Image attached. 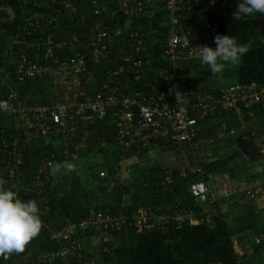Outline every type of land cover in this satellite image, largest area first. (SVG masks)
<instances>
[{
  "label": "trees",
  "instance_id": "trees-1",
  "mask_svg": "<svg viewBox=\"0 0 264 264\" xmlns=\"http://www.w3.org/2000/svg\"><path fill=\"white\" fill-rule=\"evenodd\" d=\"M129 1L128 4L136 9L130 16L137 20L149 19L155 10L152 0ZM239 2L217 0L209 11L210 29L234 37L238 44L247 45V53L235 65L225 64L223 70L215 75L200 60H181L176 65L187 70L188 75L177 73V80L184 88L215 94L217 89L229 83H256L264 87V41L253 24L254 19L264 16L257 13L253 17L234 20L233 12ZM158 3L165 9L166 0ZM191 3L190 8L182 9L184 18L181 25L185 30L198 29L201 24L200 9L194 4L195 0ZM34 9L16 0H0V71H3L0 75V99L9 96L8 81L12 79V86L18 92L17 107L76 105L106 91L107 85L118 88L121 81V92L125 95H132L136 91L146 92L157 77H168L171 72L154 70L156 53L164 55L168 24L160 28L155 43L148 33L138 27L128 31L117 27L116 19L110 14L108 0H54ZM32 15L41 19L43 24L36 32L28 34L24 31V25ZM96 22L106 25L103 27L106 35L100 40ZM116 29H121L123 33L117 36ZM48 42L54 45L52 50L58 62L42 60L44 66L51 65L50 70L35 77H26L22 82L16 81L17 52L32 44L35 47L29 49L31 54L45 53ZM96 49L104 54H96ZM128 56L142 61L139 79H135V72L126 69L119 77L113 75L116 69L126 65L125 58ZM72 59L80 64L79 71L71 66ZM9 70L12 77L5 80L3 77ZM18 119L17 114L0 112V183L4 189H13L25 182L33 183L42 224L54 216L65 196L88 198L93 193L108 192L132 194L128 183L116 184L117 172L126 159L155 148L170 151L184 149L199 169L195 173L188 170V176H181L175 168H167L159 163L149 166V169L145 168L147 174L135 179V195L160 199L192 174L197 175L195 180L204 182L219 174H228L239 181L249 176L253 189L247 193L249 197L253 195L262 199L263 208L260 210L264 209V181L259 184L257 179L260 175L255 170L256 163L264 159V102L249 107L237 104L221 115L200 120L192 143H181L168 137L154 140L144 148L134 144L125 150L124 145L117 141V119L112 111L103 119L85 120L77 116V119L69 122L76 123L74 132H70V127L64 132L65 128L58 126L60 130L53 125V134L47 138L38 136L35 128L27 129ZM222 123L227 124L229 130H235L236 134L233 136L225 132L223 139H215ZM27 130L31 133V140L26 134ZM246 130L255 133L254 141L261 152L254 162H250L235 144L236 137ZM95 156L99 157L98 162L91 160ZM251 168L252 172L249 171ZM101 173L104 174L103 178L100 177ZM167 178H170V182ZM188 187L185 196L170 206H142L147 213H192L198 223H191L187 217L183 223L172 226L167 232L155 228L138 231L131 224V215L140 208L138 205L105 203L97 210L108 209L111 215L125 217L127 223L113 231L92 228L77 231L75 236L83 243H87L91 236H100L99 246L91 253L85 247L82 256H70L69 263L264 264V240L260 243L255 240L264 233V215L256 210L257 207L244 203L239 213L232 217L230 211L218 206L222 197L215 203L216 211L211 208L209 212L210 204L191 195ZM243 196L247 198V195ZM90 211L87 209L72 216L60 228L78 223ZM208 215L211 224L206 222L205 216ZM62 245V241L52 236L45 240L42 252L50 257L46 264H64L63 259L55 256ZM0 264L17 263L9 256L7 259L0 257Z\"/></svg>",
  "mask_w": 264,
  "mask_h": 264
},
{
  "label": "built area",
  "instance_id": "built-area-1",
  "mask_svg": "<svg viewBox=\"0 0 264 264\" xmlns=\"http://www.w3.org/2000/svg\"><path fill=\"white\" fill-rule=\"evenodd\" d=\"M21 5L35 10L38 5H45L54 0H16ZM129 0H123L122 5H128ZM192 0H166L165 9L168 14L167 45L164 51L165 57L176 65L181 60L198 61L197 46L207 45L215 48L213 40L216 35L222 33L212 31L209 21V11L216 5L217 0H195V5L200 9V22L198 29H183L181 21L184 16L182 9L192 6ZM35 15V14H34ZM27 18L24 25V31L28 34L36 32L42 27V20L36 16ZM48 23H51L50 21ZM100 30L99 39L106 35L103 27L106 25L102 22H96ZM121 29H116V35H121ZM44 45V44H43ZM45 53L31 54L29 49L35 47L27 44L26 49L17 52L15 59L16 77L18 82H22L26 77H35L50 70L51 65L42 64V60L49 61L52 59L58 62L52 50V42H48ZM60 45V44H58ZM92 45H95L93 43ZM96 54H104L103 51L96 49ZM126 65L116 69L113 75L119 77L125 69L128 72H135V79L141 77L140 67L142 61L136 60L132 56L125 58ZM71 66L79 71L80 64L75 59L71 60ZM3 71H0V75ZM162 73V72H161ZM160 73V74H161ZM3 77H12L11 70L6 72ZM178 75L175 70L171 71L168 77L160 76L156 78L151 89L146 92L136 91L132 95H125L121 92L122 81L118 83V88H112V85L106 86V91L96 95L94 98H86L76 105H46L37 107H17L16 100L18 92L13 88L12 79L10 83V94L5 99H0V112L17 114L19 123L22 122L27 129H36L38 136L45 138L53 134V125L65 128L70 127V132L77 128L76 123H69L70 120L77 119H103L110 111L117 119L119 144L124 145L123 149L130 148L136 144L139 147H147L154 140L167 139L173 137L178 142H190L196 137L199 129L200 120L209 116H217L232 109L237 104L249 107L264 102V87H259L256 83L247 84H227L217 89L215 94H204L195 88H184L177 80ZM116 86V87H117ZM135 110H137L138 119L135 120ZM73 112L75 114H73ZM70 113V114H69ZM58 127V128H60ZM26 134L30 137V132ZM61 130V128H60ZM59 132V131H57ZM229 132L235 135V130H229L227 124L222 123L220 132L215 136L216 139H223L224 133ZM52 163L50 162L49 165ZM182 176H186L184 170ZM13 175V171H11ZM100 176L103 178L104 174ZM170 182V178H167ZM189 193L202 202L211 203V188L204 181L193 180L189 183ZM214 211V209H212ZM132 222L138 231L145 228H155L163 232L169 231L174 225H180L187 217L191 223L196 224L198 220L193 217L192 213L171 214L168 212L147 213L143 208H138L131 215ZM206 222L211 224L210 215L207 216ZM127 223L125 217L120 215H111L108 210H92L82 218L78 223L66 225L61 232L54 234L52 237L63 242L61 250L55 254L60 259L69 256H82L83 246L81 240L76 238L77 231L86 230L87 228L99 231L119 230ZM257 243L264 240V233L255 238ZM39 264H46V259Z\"/></svg>",
  "mask_w": 264,
  "mask_h": 264
},
{
  "label": "crops",
  "instance_id": "crops-1",
  "mask_svg": "<svg viewBox=\"0 0 264 264\" xmlns=\"http://www.w3.org/2000/svg\"><path fill=\"white\" fill-rule=\"evenodd\" d=\"M159 1L160 0H152V4L155 7V10L153 11V13H151V15L148 17L149 19H147V20H137L135 18H132L130 15L136 9L133 7V5H129V4L123 6L122 0H108V4H109L110 10H111L110 14H112V17H114L116 19V24L118 25L117 27L123 28L125 31H128V29H131L133 27H138V28L142 29L143 31H145L146 33H148L156 43V41L158 40V32H159L160 28L168 24V14L165 11V9L160 6V4L158 3ZM67 5H69V4H67ZM14 8H15V6H14ZM156 55L157 56H156V61L154 64L155 65L154 70H164V71L175 70L179 74L188 75L187 70H185L184 68H182L179 65H174L162 53L161 54L156 53ZM29 139H30V137H29ZM155 149H158V148H155ZM158 150H160V149H158ZM160 152H163L162 155L164 156V161H163L162 165L166 166L167 168L177 169L178 172H180L181 176H182V173H181L182 170L188 169L191 172V170L194 171L195 168H197L192 163L191 155H188L184 149H176V150L170 151L169 149L161 148ZM145 153L149 154V151H147ZM171 153L174 154L175 157H172L170 155ZM194 153H193V156L195 155ZM136 156H141V155L137 154ZM190 167H191V170L189 169ZM191 177H193V178L189 179ZM196 177H197V175H195V174L190 175L181 184L177 185L176 188L173 189L168 195H166L165 197H162L160 199L143 198L141 196L136 195L137 198H133L134 200H131L130 202L126 203L124 200L126 194H118V193H113V192H108L106 194L105 193L104 194L93 193L88 198H86V197L85 198H74L71 196H65L64 198H62L60 205H59L57 211L55 212L54 216L51 219H49L47 222L42 224L40 232L38 233V235L36 237H34L25 246L24 251L20 252L18 254L10 255V257L17 264H39L43 261V259H46V262H47V260L50 257H49L48 253L45 254L42 252L43 243L45 242V240L48 237H51L54 234H58L59 232H61V230L68 224L64 225L62 228H60V226L63 223L67 222V220H69L72 216L80 214L87 209H91V211L97 210L98 206L105 204V203L117 204V205L134 204V205H138L141 207H143L142 205H144V204H146L148 206L153 205V206H158V207L170 206L175 201H178L182 197L185 196V194H186L185 189L188 187V184L191 181L195 180ZM186 180L189 181L188 184L186 183ZM29 185H31V182H25L23 185H21L19 187H15V188L10 189V190L14 191L16 193V195L18 197H20L22 200L27 201V200L31 199V200H34L36 202L37 194L35 192H34V195H32L33 197H29L28 193L26 194V191H27L26 189L29 188ZM0 188H2L1 183H0ZM33 189L35 190L34 187H33ZM110 194L112 195V199L110 198V200H107L106 196L110 195ZM99 195H101V196H99ZM101 198H105L106 200L103 202H100L99 199H101ZM224 205L227 206L226 199H225ZM98 210H100V209H98ZM105 210H108V209H104L103 211H105ZM208 210H209V212H211L210 208H208ZM99 240H100V237L98 238V236L95 235V236H91L89 238V241H87V243L86 242L83 243V241H81V244L83 246V250L86 247L85 249L87 252H90V253L94 252L96 250L95 248H97L99 246V244H98ZM82 253H83V251H82ZM69 257L63 259L64 264L69 263V261H70Z\"/></svg>",
  "mask_w": 264,
  "mask_h": 264
},
{
  "label": "clouds",
  "instance_id": "clouds-1",
  "mask_svg": "<svg viewBox=\"0 0 264 264\" xmlns=\"http://www.w3.org/2000/svg\"><path fill=\"white\" fill-rule=\"evenodd\" d=\"M264 16V0H240L233 12V19ZM215 48L197 46L200 63L207 65L212 74H218L225 64L235 65L248 51L245 44H238L230 35H216ZM55 170V169H54ZM42 227L39 208L34 200H22L10 189L0 188V257L23 252L25 246L38 235Z\"/></svg>",
  "mask_w": 264,
  "mask_h": 264
},
{
  "label": "rangeland",
  "instance_id": "rangeland-1",
  "mask_svg": "<svg viewBox=\"0 0 264 264\" xmlns=\"http://www.w3.org/2000/svg\"><path fill=\"white\" fill-rule=\"evenodd\" d=\"M214 138L216 139V137ZM162 154L163 152H160V150L158 149H151L149 150V154L144 153V154H140L141 156H136V155L132 156L129 159H126L125 162L122 164V167L117 172L115 179L117 180L116 184L118 185L128 183V188L130 189L132 194H128V195L126 194L125 199H124L126 203L130 202L131 200H134L133 198H137L136 195L134 194L136 191V188L134 185L135 179H139L140 176H144L145 174L148 173L145 171V168L149 169V166L155 165L157 163L162 164L164 161V156ZM170 155L172 157H175L174 154L172 153ZM91 160L98 162L99 157L97 156L92 157ZM255 168H256L255 170H257L258 174L260 175L257 181H259V184H262L263 183L262 181H264V159L259 160L256 163ZM189 169L191 170V167ZM198 169L199 168L197 167L195 168L194 171L191 170V173L198 171ZM184 171L186 172L187 176L190 174V173L188 174V169H184ZM249 171L252 172L253 171L252 168ZM248 177L249 176H245L242 181L234 179L230 177L228 174H219V175L209 177V180L205 182H207V184L211 188L212 199L210 203V209L212 208L214 209V211H216L217 207L215 203L223 197V199L220 200V204L218 206H220V208L224 211L226 210L230 211L232 213V217L239 213V211L241 210L240 208L242 207L241 205L244 203H246V205L254 204L255 207H257L256 210L260 211V213L264 215V209L260 210V208H263L262 199H258L257 197H252V196L249 197L250 195H248L247 193L250 189H253L252 181L248 179ZM192 178L193 177L189 179H192ZM244 179H246L245 181L247 182H245ZM188 182L189 181L186 180L187 184ZM31 185H29V188L26 189L27 190L26 194L28 193L29 197H33L32 195H34V192H35L33 189V186ZM259 186L260 188L262 187V185H259ZM243 195H247V198L245 199V196ZM110 198L112 199L111 194L106 196L107 200H110ZM106 199L101 198L99 200L100 202H103ZM225 199L227 201V206L224 205ZM139 207L143 208L141 206ZM205 218H207V216H205ZM99 237L100 236H98V238ZM256 264H259V263H256Z\"/></svg>",
  "mask_w": 264,
  "mask_h": 264
},
{
  "label": "water",
  "instance_id": "water-1",
  "mask_svg": "<svg viewBox=\"0 0 264 264\" xmlns=\"http://www.w3.org/2000/svg\"><path fill=\"white\" fill-rule=\"evenodd\" d=\"M253 24L259 29L260 37L264 41V17L254 19ZM254 136L255 133L253 131L246 130L235 139L236 146L250 162H254L261 155L259 148L255 144Z\"/></svg>",
  "mask_w": 264,
  "mask_h": 264
}]
</instances>
